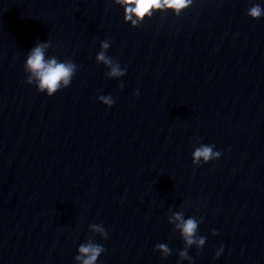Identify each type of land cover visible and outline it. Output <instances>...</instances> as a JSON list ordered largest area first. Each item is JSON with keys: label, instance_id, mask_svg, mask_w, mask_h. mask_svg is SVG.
<instances>
[{"label": "clouds", "instance_id": "obj_1", "mask_svg": "<svg viewBox=\"0 0 264 264\" xmlns=\"http://www.w3.org/2000/svg\"><path fill=\"white\" fill-rule=\"evenodd\" d=\"M124 9V21L130 23L133 27H138L145 18H151L157 11H172L174 15L179 16L181 12L188 9L193 0H116ZM247 15L252 19H259L264 16V8L259 4H254L247 10ZM48 47L46 43L35 46L27 57L25 69L31 75L28 77L27 83H32L33 78L38 81L37 87L40 92H46L48 96L54 95L61 87H68L72 81V76L75 72V64L67 62H58L55 57L45 60L44 52ZM103 49L109 47L108 41L101 44ZM96 59L106 65L111 66L110 76L119 77L125 75L126 70H121L118 64H113L111 58L106 57L101 51L97 54ZM99 99L103 104L111 107L114 100L110 96H100ZM213 145H202L193 152V163L199 164L201 160L205 163L213 159H218L220 152L214 151ZM174 220L177 222L176 227L180 230L183 240L186 245H197L198 248L205 244V237H196L198 222L194 218L184 219L182 213H175ZM94 231L101 233L104 238H107V232L101 225L93 224ZM215 234V233H214ZM156 249L163 253L164 257L171 254L170 248L163 243L157 244ZM105 251L104 247L97 243L81 244L78 248V255L75 260L80 264H96L100 255ZM222 251V248H221ZM179 255L185 259L188 257L186 251H181ZM217 256L220 252L216 253Z\"/></svg>", "mask_w": 264, "mask_h": 264}]
</instances>
